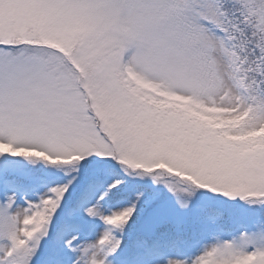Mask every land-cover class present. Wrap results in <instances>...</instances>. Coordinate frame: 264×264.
Segmentation results:
<instances>
[{"label":"snow or ice","instance_id":"obj_1","mask_svg":"<svg viewBox=\"0 0 264 264\" xmlns=\"http://www.w3.org/2000/svg\"><path fill=\"white\" fill-rule=\"evenodd\" d=\"M0 264H264V0H0Z\"/></svg>","mask_w":264,"mask_h":264}]
</instances>
